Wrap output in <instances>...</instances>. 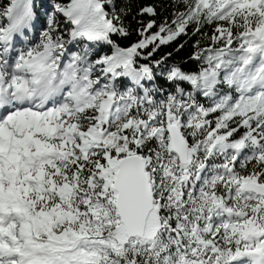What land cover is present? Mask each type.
<instances>
[{
    "label": "snow or ice",
    "instance_id": "obj_1",
    "mask_svg": "<svg viewBox=\"0 0 264 264\" xmlns=\"http://www.w3.org/2000/svg\"><path fill=\"white\" fill-rule=\"evenodd\" d=\"M0 264H264V0H0Z\"/></svg>",
    "mask_w": 264,
    "mask_h": 264
}]
</instances>
